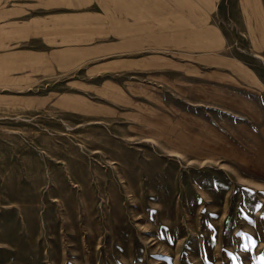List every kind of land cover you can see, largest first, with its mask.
Segmentation results:
<instances>
[{
    "label": "rangeland",
    "instance_id": "rangeland-1",
    "mask_svg": "<svg viewBox=\"0 0 264 264\" xmlns=\"http://www.w3.org/2000/svg\"><path fill=\"white\" fill-rule=\"evenodd\" d=\"M234 8L242 86L156 80L102 39L0 68V264H264V53Z\"/></svg>",
    "mask_w": 264,
    "mask_h": 264
},
{
    "label": "crops",
    "instance_id": "crops-1",
    "mask_svg": "<svg viewBox=\"0 0 264 264\" xmlns=\"http://www.w3.org/2000/svg\"><path fill=\"white\" fill-rule=\"evenodd\" d=\"M232 1L238 17L229 20L241 23V32L251 44L248 50L264 53V0ZM222 3L223 0H0V63H5L0 68L12 69L15 56H19L26 69L30 55L44 54L45 47H61L63 43L77 47V39L84 38V46L94 48L95 39H102L96 46L105 51L107 46L116 45L110 53H134V66L128 68L152 70L156 80L164 78L166 83L171 80L180 85L198 80L221 87L242 86L253 78V67L238 58L231 44L233 35L219 16ZM234 90L239 94V89Z\"/></svg>",
    "mask_w": 264,
    "mask_h": 264
}]
</instances>
